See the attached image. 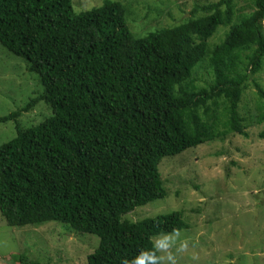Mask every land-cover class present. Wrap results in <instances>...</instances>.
Wrapping results in <instances>:
<instances>
[{
    "label": "trees",
    "instance_id": "trees-1",
    "mask_svg": "<svg viewBox=\"0 0 264 264\" xmlns=\"http://www.w3.org/2000/svg\"><path fill=\"white\" fill-rule=\"evenodd\" d=\"M132 2L97 0L76 12L72 0H0V45L24 58L42 87L0 117L16 129L0 145V212L12 227L57 221L98 235L87 264H122L152 249L154 236L188 228L181 211L125 218L167 196L165 157L249 137L256 124L264 138V88L255 78L264 65V0L239 14L236 0L196 5L178 24L136 33ZM220 26L229 29L213 44ZM251 84L253 114L243 112ZM41 101L52 114L24 126L23 114ZM11 257L43 264L25 250Z\"/></svg>",
    "mask_w": 264,
    "mask_h": 264
},
{
    "label": "rangeland",
    "instance_id": "rangeland-1",
    "mask_svg": "<svg viewBox=\"0 0 264 264\" xmlns=\"http://www.w3.org/2000/svg\"><path fill=\"white\" fill-rule=\"evenodd\" d=\"M96 1L77 0V4L72 0V5L82 12L93 8L89 5ZM128 1H133L128 25L136 33L145 32L149 25L178 24L193 15L197 6L220 0ZM252 5L251 0H236L237 14L248 13ZM228 29L220 26L211 43L224 39ZM255 78L264 88V65ZM41 90L39 77L27 70L26 60L0 45V117L22 107ZM256 97L251 84L245 91L243 112H255ZM51 114L52 109L41 101L23 114L22 124L28 126L27 120L38 124ZM256 125L248 129L249 137L230 135L225 142H205L165 157L160 171L167 196L125 215L141 220L181 211L188 228L178 231L177 244L186 239L188 248L170 249L175 264H264V138L259 134L263 124ZM15 136L13 122L0 123V145ZM99 244L98 235L78 233L57 221L12 227L0 212V264H14L11 255L24 250L43 264H87L88 255Z\"/></svg>",
    "mask_w": 264,
    "mask_h": 264
},
{
    "label": "clouds",
    "instance_id": "clouds-1",
    "mask_svg": "<svg viewBox=\"0 0 264 264\" xmlns=\"http://www.w3.org/2000/svg\"><path fill=\"white\" fill-rule=\"evenodd\" d=\"M179 233H161L153 238L152 249L141 250L133 259L124 260L122 264H175V258L170 249L175 247L176 251L188 248V241L182 239L177 244Z\"/></svg>",
    "mask_w": 264,
    "mask_h": 264
}]
</instances>
